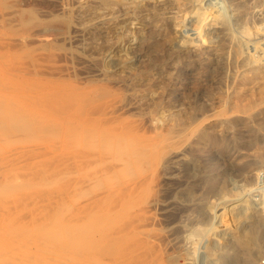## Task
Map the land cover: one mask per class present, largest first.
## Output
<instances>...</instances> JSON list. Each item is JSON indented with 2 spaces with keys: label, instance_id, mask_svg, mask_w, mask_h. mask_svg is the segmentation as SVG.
<instances>
[{
  "label": "rangeland",
  "instance_id": "rangeland-1",
  "mask_svg": "<svg viewBox=\"0 0 264 264\" xmlns=\"http://www.w3.org/2000/svg\"><path fill=\"white\" fill-rule=\"evenodd\" d=\"M32 1L76 38L0 0V170L73 252L19 264H264V0Z\"/></svg>",
  "mask_w": 264,
  "mask_h": 264
},
{
  "label": "bare ground",
  "instance_id": "bare-ground-1",
  "mask_svg": "<svg viewBox=\"0 0 264 264\" xmlns=\"http://www.w3.org/2000/svg\"><path fill=\"white\" fill-rule=\"evenodd\" d=\"M18 4H19L18 5L19 7V10H18V14H19L18 23L19 24L18 25L20 27V33H21L19 40L22 44L24 45L25 44L26 45L27 44L29 45H32V44L56 45L60 41H68V40L73 41L76 38L75 36H72L73 31L71 32V27H72L71 22L73 21L71 20L73 16H72L71 10H69L68 7L66 9L62 8L63 10L61 14L52 15L51 20H46V19H43V15H41L34 8V5L30 7L31 0H19ZM95 38H97V36H95ZM253 62H254V59H253ZM260 75L263 77L264 73H261ZM242 113H244V111ZM219 117L221 116L219 115ZM24 123L22 122V124ZM2 170L3 171L0 170V191L1 193H3V190L4 191L8 190L4 192L5 193L4 196L3 194H0L1 196L0 197V260L1 258L2 259L4 258L2 263H4V260L7 258L6 260H8L9 263L17 264L18 262L19 264V261L23 260L25 257L30 255L31 252H33L35 255L38 254L39 257L40 255L44 256L47 254L52 255L53 253L54 254L55 253H65V252L67 253L68 251L70 253V250L72 251V249L66 250L67 249L66 248V249H61L59 251L58 250L59 248H57L56 244H51V243H48L47 241H46L47 242L46 244H50V245L43 246L42 244H44L45 242L42 243L41 241L40 243H38V240L41 238L43 234H45V236L46 235L49 236V238H53V236H56L55 234H57L56 233L57 230L55 226L54 227L49 226L47 228V225H46L47 224L46 221L48 220V217H49V212L46 211L48 206L43 205L40 208H35V204L33 200L34 196L26 192L23 193V192H19L15 190L16 192H11L12 194H9V193L7 194V192L12 191V190L9 191V189H11L10 186L14 185V182L16 181V180L14 181V179H17L18 177L21 178V176H20V172H17L15 169L14 171L11 169L10 170L2 169ZM8 181H9V186L7 185ZM6 187H8V189H6ZM6 194H7V198L3 200V198L6 197ZM3 223H5V226H3L4 225ZM20 236L21 238L22 237L23 238L22 239L19 238ZM18 238L19 240L21 239L20 240L21 243H20V246L16 245L15 247L14 244H12V242L14 243L15 239L17 241ZM39 244H41L42 246ZM31 256H32V253L30 257ZM6 264H8V262Z\"/></svg>",
  "mask_w": 264,
  "mask_h": 264
}]
</instances>
